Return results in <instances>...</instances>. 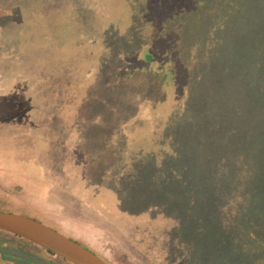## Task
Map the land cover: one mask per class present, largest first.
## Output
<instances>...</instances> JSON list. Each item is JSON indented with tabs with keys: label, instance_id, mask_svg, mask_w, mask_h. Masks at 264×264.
Returning <instances> with one entry per match:
<instances>
[{
	"label": "rangeland",
	"instance_id": "1",
	"mask_svg": "<svg viewBox=\"0 0 264 264\" xmlns=\"http://www.w3.org/2000/svg\"><path fill=\"white\" fill-rule=\"evenodd\" d=\"M133 1L0 0V16L9 18L0 25V210L41 216L115 264H264V109L254 118L250 115L256 107L264 108V83L256 82L252 95L245 91L243 78L248 71L244 64L255 59L251 54H264V12L258 9L264 0H205L211 4L207 20L212 18V25L206 36L200 30V42L212 47L214 61L206 83L212 101L204 105L214 108L218 98L240 100L243 129H207L193 141L189 129L173 130L188 144L184 150L194 145L209 149L215 165L229 155L231 166L242 163L244 170L232 180L239 190L224 197V207L206 204L196 209L202 221L190 232L181 215L185 199L176 195L173 173H168L169 167L185 162H159L164 148L149 142L152 129H146V141L139 129L132 130L142 145L135 146L131 157L129 144L123 143L127 132L102 129L101 94L99 107L94 99V90L107 82V48L118 59L121 48L136 49L145 40L133 20L139 17ZM142 78L136 72L129 83L152 96ZM107 79L112 86L122 83ZM235 83L242 89L235 91ZM139 104L128 111V100L119 109L120 117L134 116L137 106L140 114L144 107ZM167 113L162 108L157 120L163 123ZM202 113L190 115L189 121L199 123ZM229 124L230 119L222 121L225 128ZM238 152L244 154L239 159ZM114 164L117 172L111 177L118 189L112 192V187L104 189L107 182L95 178L104 180ZM73 167L91 175L82 179L85 183L72 181L75 195L67 192L64 180H57V174ZM251 187L257 190L253 195L262 196L258 207L249 202L251 197H238ZM236 197L240 206H234Z\"/></svg>",
	"mask_w": 264,
	"mask_h": 264
},
{
	"label": "trees",
	"instance_id": "2",
	"mask_svg": "<svg viewBox=\"0 0 264 264\" xmlns=\"http://www.w3.org/2000/svg\"><path fill=\"white\" fill-rule=\"evenodd\" d=\"M132 5L134 11L139 13L138 19L134 17L133 20L140 24L138 30L145 33V40H141V45L136 49L122 50L121 48L120 54H122L118 59H114V56L109 54V52H113L112 49L107 48L109 52L105 56L106 77H114L122 83H119L118 86H112L113 84L109 83L106 78V84L101 85V88L97 91L94 90L96 107L99 105V93L102 97L101 108L102 111L104 110L102 115L105 125L102 129L111 130V132L125 129L127 135H125L123 143L129 144L126 147L131 149L128 153L131 157V152L134 151L135 146L142 145V142H136L137 138L134 137L136 131H132L133 129H139L137 133L144 135V139L147 133H150L151 138L148 140L153 142L152 145L156 148L163 146L164 150H161L162 154L158 158L159 162L162 160H168L170 164L174 160L185 162L184 165L169 167L168 173H173V179L175 180L172 185H174L173 189H175L176 195L183 196L185 199L184 213H181V215L184 217L186 231L198 230L197 224L202 220L199 221L195 214L196 209L206 204L224 207L226 205L224 197L230 198L234 188L239 190L237 183H233L232 180L236 181L237 173L242 169L244 170V167L242 163L237 162L231 166L229 155L223 158L224 161L215 165V162L210 159L212 154L209 149H197L195 145L193 148L184 150V146L188 144L184 145L183 138L177 135L174 130L178 129L181 133H185L189 129L191 132L190 138L193 141V138H197V136L200 138L202 134H207V129H243L239 125V122L242 123L243 120V112L239 106L240 100L235 99L234 102L230 103L225 98H218L219 102L214 105V108L208 106V104L204 105L205 102L212 101L209 95L210 88L206 86V83L212 77L211 66L214 61V51L205 41L201 44L200 39L203 31L200 30L202 28L205 30V36L209 34L207 26L212 25V18L208 20L207 18L208 15L211 16L212 14V12H209L211 4L208 5L205 0H134ZM224 5L226 6V3ZM226 7L229 8V12L232 11L233 13L231 6ZM258 9L264 12V3ZM258 9L256 11H259ZM199 13L202 14L200 17ZM129 21L128 27L130 29L133 22L130 19ZM262 24L264 26L263 22ZM112 35L110 37H116ZM120 36L117 35V37ZM106 40L108 41L107 38ZM239 52L241 53L240 50ZM254 54H256V50L250 56L255 58L250 61V65L248 63L244 64V66H247L248 71L243 74V78L247 80L249 87V90H247V85H244L245 91H249L252 95L257 93L254 91L255 87L253 85L256 82L264 83V54L262 52L258 55ZM136 72L142 73V83L147 89L152 88L153 97L150 95L144 96L139 86H132L129 83ZM200 81L202 83L198 85ZM236 87L235 91L242 89L241 83L236 84ZM120 88H123L124 92L119 91ZM198 94H201V97ZM201 98L203 104H201ZM128 100L129 105L125 106L126 103L128 104ZM226 101L228 104H226ZM136 102L144 107L140 114L137 112V106L133 109L132 114L134 116L125 114L120 117L119 109L122 110V105L130 111L136 106ZM148 104H150V107L146 111ZM162 108L164 112L168 110L167 120H164L163 123L156 118ZM260 108L256 107L255 113L250 114L252 118L257 116L258 111H263L264 108L261 106ZM144 111L146 112L144 113ZM200 111H203V113L199 123L198 121L190 122L189 116L193 117L195 112L199 113ZM147 114L148 116H146ZM229 119V127L222 126V121L227 122ZM137 120L140 121V125H138ZM143 123H146V125L144 126ZM250 124L252 123L250 122ZM95 129H100L97 124ZM146 129L152 130L147 132ZM116 134L120 135L119 133ZM208 139L204 137L203 141ZM238 153V156H236L238 159L244 155ZM201 157L203 158L199 162ZM231 171H233L235 177H231ZM116 172V164H114L111 169L106 171L104 180L98 178H95V180L99 183L107 182L104 189L107 186L108 188L112 187L111 191L114 192L118 189L117 180L111 176H114ZM64 174H57L60 177L57 180H64L67 192L74 195L76 190L73 189L72 181L74 179L80 181L87 176H91L84 170L76 171L75 167H73V170L72 168H65ZM170 175L172 176V174ZM243 176L241 175V177ZM82 181L84 182V180ZM53 184H57V182L53 181ZM256 191L255 187H251L249 193L238 194V197L239 195H244L245 198L251 197L249 202L253 204L252 206L258 207L259 198L262 196L253 195ZM77 198L79 200V197ZM176 200L177 198L174 201ZM235 200L234 206L242 204L239 198L236 197ZM158 239L165 241V238Z\"/></svg>",
	"mask_w": 264,
	"mask_h": 264
},
{
	"label": "flooded vegetation",
	"instance_id": "3",
	"mask_svg": "<svg viewBox=\"0 0 264 264\" xmlns=\"http://www.w3.org/2000/svg\"><path fill=\"white\" fill-rule=\"evenodd\" d=\"M9 19L6 16H0V25L5 20ZM16 21V20H15ZM0 212L16 213L31 219H34L46 226L52 228L58 233L66 236L72 241L82 245L90 252L98 256L107 264H115L104 255L100 254L97 250L85 243L84 240L73 236L69 231H64L53 224L51 221L42 218L33 213L25 214L19 210H0ZM0 264H74L67 259L51 252L50 250L26 239L19 235L0 229Z\"/></svg>",
	"mask_w": 264,
	"mask_h": 264
},
{
	"label": "water",
	"instance_id": "4",
	"mask_svg": "<svg viewBox=\"0 0 264 264\" xmlns=\"http://www.w3.org/2000/svg\"><path fill=\"white\" fill-rule=\"evenodd\" d=\"M0 229L26 238L74 264H107L82 245L20 214L0 212Z\"/></svg>",
	"mask_w": 264,
	"mask_h": 264
}]
</instances>
